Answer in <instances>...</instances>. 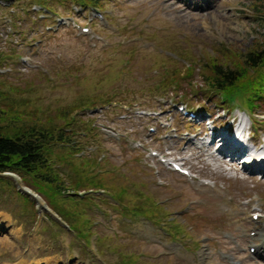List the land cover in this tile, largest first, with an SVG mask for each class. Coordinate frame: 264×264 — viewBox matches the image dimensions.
I'll use <instances>...</instances> for the list:
<instances>
[{
	"label": "rangeland",
	"instance_id": "obj_1",
	"mask_svg": "<svg viewBox=\"0 0 264 264\" xmlns=\"http://www.w3.org/2000/svg\"><path fill=\"white\" fill-rule=\"evenodd\" d=\"M35 1L0 0L2 109L64 127V112L97 98L87 101L97 110L85 104L67 115L77 159L58 147L53 157L65 195L102 192L79 203L56 196L67 213L57 215L46 183L0 176V264H264V177L208 164L195 146L202 141L188 132L203 135L207 125L176 108L227 118L228 103L206 87L204 66L211 58L247 67L249 50L264 44V0H96V7L41 0L45 14ZM237 95L240 110L228 114L247 125L249 118L263 139L264 99L252 113L247 96ZM20 125L0 116L1 131ZM155 150L185 161L194 176L163 167ZM75 180L85 187L73 190Z\"/></svg>",
	"mask_w": 264,
	"mask_h": 264
},
{
	"label": "trees",
	"instance_id": "obj_2",
	"mask_svg": "<svg viewBox=\"0 0 264 264\" xmlns=\"http://www.w3.org/2000/svg\"><path fill=\"white\" fill-rule=\"evenodd\" d=\"M66 1V0H63ZM79 5H87L90 2L95 3L96 0H72ZM36 4H44L41 0H36ZM91 3V4H92ZM29 12V9H22L21 12ZM21 12L16 15H20ZM20 20L19 18H16ZM264 20V15L260 17ZM264 42V41H263ZM235 61V60H234ZM236 62V61H235ZM237 63V62H236ZM243 63L247 67L239 66L235 67L224 65L217 60L209 59V63L205 64L203 78L205 80L206 87H212V89L220 93L223 100L231 102L232 100H240V96L237 94L246 95L248 103H245L246 108L250 110L260 107V102L264 99V44L260 49H251L243 59ZM255 72H254V71ZM103 99L102 96H100ZM97 101V98L87 99V101ZM87 101L83 102V105H87ZM1 102V100H0ZM5 106V105H3ZM82 106L79 104L68 109L61 118L67 119L64 127L60 124L50 126L47 122H41L38 116H35L36 121L29 119V116L25 118L17 115L11 105L6 106L10 116H6V112L2 109L0 103V116L10 117L24 122V125L18 126L14 131L10 132L1 131L0 129V172H15L18 175H31L41 183H46L48 187L47 191H51L48 197L50 203L54 208L55 197L60 196L64 201H76L77 203L86 201L90 198L81 199L77 196H65L67 187L61 184V174L56 171V166L59 162V157H53L54 148L58 147L65 150L76 158L77 153L73 151V136L75 135L73 129V120L68 116L78 108ZM91 109L95 108L94 104L87 105ZM8 115V114H7ZM68 115V116H67ZM84 131L92 130L91 126H84ZM56 158V160H54ZM55 163L53 165V163ZM58 162V163H57ZM65 165V164H63ZM66 166V165H65ZM82 175L88 176L91 173V168L87 167V164L82 163L79 165ZM77 169V171H78ZM72 184V183H71ZM73 190L76 188H84V184H80L79 180L73 181ZM158 204H156L157 207ZM59 212L66 213L64 209L59 208ZM67 214V213H66ZM81 225V224H80ZM78 225V226H80Z\"/></svg>",
	"mask_w": 264,
	"mask_h": 264
},
{
	"label": "bare ground",
	"instance_id": "obj_3",
	"mask_svg": "<svg viewBox=\"0 0 264 264\" xmlns=\"http://www.w3.org/2000/svg\"><path fill=\"white\" fill-rule=\"evenodd\" d=\"M192 5H195V6H198V5H200L198 2H192L191 3ZM224 140V139H223ZM216 141V139H214L213 141H212V144L214 143ZM220 141H222V139L220 140ZM217 151H218V154L219 155H222V154H224V155H227V154H229V155H231L232 157H231V159H230V161H232V165H235L236 164V158H237V153H238V148H237V146L233 143V142H226V141H222V144H221V146L217 149ZM209 157H211L210 155H208ZM212 159V158H211ZM225 160L222 158V159H220L219 160V163L221 164L222 162H224ZM215 162V161H214ZM215 163H217V162H215ZM214 163V164H215ZM218 163V164H219ZM219 164V165H220ZM231 165V164H230ZM231 165V166H232ZM39 202L41 203L42 202V200H41V198H40V200H39ZM230 211H232L233 212V208H230ZM263 245H262V247H264V240H263Z\"/></svg>",
	"mask_w": 264,
	"mask_h": 264
},
{
	"label": "water",
	"instance_id": "obj_4",
	"mask_svg": "<svg viewBox=\"0 0 264 264\" xmlns=\"http://www.w3.org/2000/svg\"><path fill=\"white\" fill-rule=\"evenodd\" d=\"M3 175H6V176H9V177H11V176H13V177H16V176H14L12 173H7V172H4V173H2ZM17 187H19V189L21 190V192L22 191H24V192H26L27 194H29V195H31V196H33L34 197V195L25 187V186H19V185H17Z\"/></svg>",
	"mask_w": 264,
	"mask_h": 264
}]
</instances>
